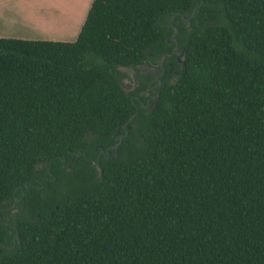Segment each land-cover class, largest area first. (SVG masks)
<instances>
[{"label": "trees", "instance_id": "16d2710c", "mask_svg": "<svg viewBox=\"0 0 264 264\" xmlns=\"http://www.w3.org/2000/svg\"><path fill=\"white\" fill-rule=\"evenodd\" d=\"M172 24L178 75L134 114L119 67ZM0 264H264V0H92L74 40L0 36Z\"/></svg>", "mask_w": 264, "mask_h": 264}, {"label": "flooded vegetation", "instance_id": "af4514ba", "mask_svg": "<svg viewBox=\"0 0 264 264\" xmlns=\"http://www.w3.org/2000/svg\"><path fill=\"white\" fill-rule=\"evenodd\" d=\"M167 41L170 44V49L163 51L158 57L154 58L152 54L149 53L148 61L136 62L121 67L122 72L125 75L120 81L126 91L131 94V99L136 110L134 114H136L139 109L144 111L148 109L151 110L159 97L160 89L163 88L167 81L171 82L175 80L178 75L180 63L183 61V46L178 43L175 35L174 38L170 35V38H168ZM145 66L158 68L156 71L143 70V68H147ZM133 126H135L134 122H132V124L126 123L124 126H119L118 132L115 135L114 143L118 144L122 141H126L128 133ZM113 144L104 147L101 143H98L94 147L97 150L96 157L93 158L87 156L90 162L98 170H100L98 160L101 158L108 159L113 156V150H111ZM83 153L85 154V152ZM79 154L80 151L71 153L70 161L64 162L63 166L66 169H71V162L75 160ZM52 179H54V176L49 169L47 174L41 173V178L38 179L41 182L40 187H43L44 180ZM23 193L22 190L21 194ZM19 201L20 196L14 195V200L5 206V219H3L5 223H9L8 219L13 213H15V210H22V207L19 206ZM12 240H15V235Z\"/></svg>", "mask_w": 264, "mask_h": 264}, {"label": "crops", "instance_id": "0c3cea01", "mask_svg": "<svg viewBox=\"0 0 264 264\" xmlns=\"http://www.w3.org/2000/svg\"><path fill=\"white\" fill-rule=\"evenodd\" d=\"M92 0H0V36L74 40Z\"/></svg>", "mask_w": 264, "mask_h": 264}, {"label": "water", "instance_id": "95a60500", "mask_svg": "<svg viewBox=\"0 0 264 264\" xmlns=\"http://www.w3.org/2000/svg\"><path fill=\"white\" fill-rule=\"evenodd\" d=\"M197 5H200V3H198ZM195 8H196V7H194L193 12L195 11ZM172 27H174V30H173V32L171 33V37L174 38V35H175V33L178 31V28L175 27L173 24H172ZM145 67H147V68H143V70H152V71H156L157 68H158V67H148V66H145ZM123 88H124V87H123ZM124 90L126 91L125 88H124ZM122 126H124V124H122ZM117 138H119V137H117ZM117 148H118V144H117V143H114V144L112 145V149H113L112 154H113V155H116V154H117V151H118Z\"/></svg>", "mask_w": 264, "mask_h": 264}, {"label": "rangeland", "instance_id": "374dc122", "mask_svg": "<svg viewBox=\"0 0 264 264\" xmlns=\"http://www.w3.org/2000/svg\"><path fill=\"white\" fill-rule=\"evenodd\" d=\"M121 67H122V66H120L119 68H120V70L122 71ZM124 75H125V74H123V73L121 72V73L119 74V78L122 79V78L124 77ZM18 211H20V210H18V209L15 210V213L18 212ZM15 213H14V214H15Z\"/></svg>", "mask_w": 264, "mask_h": 264}]
</instances>
